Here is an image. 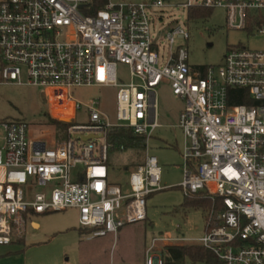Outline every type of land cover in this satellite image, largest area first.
Masks as SVG:
<instances>
[{"label": "built area", "instance_id": "2783aa9c", "mask_svg": "<svg viewBox=\"0 0 264 264\" xmlns=\"http://www.w3.org/2000/svg\"><path fill=\"white\" fill-rule=\"evenodd\" d=\"M89 1L0 0V81L41 88L51 117L67 125L68 135L58 140L56 128L52 135L47 130V139L54 138L49 148L25 120H0V246L20 238L31 216L49 212L76 209L80 226L94 237L147 220V197L166 188L157 158L147 151L127 187L113 183L108 160L115 144L106 134L126 127L149 140L162 125L155 89L165 83L184 102L178 123L170 125L185 137L180 187L185 195L204 192L223 208L215 221L209 217L204 235L189 242L220 264H264V49L231 48L220 65L192 67L188 50L174 46L189 32L180 24L164 36L155 29L162 18L156 10L170 6L165 0H108L87 15L81 7ZM178 5L187 21L192 8H223L233 29L261 21L250 14L264 11V0ZM162 42L169 48L163 63ZM118 63L128 66L129 82H120ZM81 86L117 87V121L100 110L99 100L74 98L72 89ZM239 95L252 103L232 104ZM82 107L88 123H72ZM183 239L169 232L153 238L143 264H164L162 248Z\"/></svg>", "mask_w": 264, "mask_h": 264}, {"label": "rangeland", "instance_id": "374dc122", "mask_svg": "<svg viewBox=\"0 0 264 264\" xmlns=\"http://www.w3.org/2000/svg\"><path fill=\"white\" fill-rule=\"evenodd\" d=\"M120 2H147L152 0H110ZM170 6L158 8L155 20L156 31L164 36L172 27L180 24L189 32L187 41L177 39L175 47L182 45L188 50V63L192 67H208L223 63L224 56L231 48L244 47L251 50L264 49V34L260 33V23L264 21V11L251 13L261 21H253L246 29H233L226 22V10L210 9L207 18L187 21V10L180 3L185 0H165ZM168 45L162 42L161 63L168 54ZM120 82H129V68L123 63L117 65ZM114 86L74 87V98L84 103L100 101V110L116 122V94ZM158 121L162 124L141 154L134 150L113 149L108 161L109 179L113 183L128 186L130 172L137 163L143 162L146 153L157 158L162 172V184L166 187L150 194L147 201V220L122 226L116 235L109 233L94 237L82 231L76 209L33 215L28 219L20 240L10 245L0 246V264H143L147 248L153 238L169 232L173 237H181L177 245L192 244L189 239L202 237L206 231L207 210L185 204V194L180 187L184 178L182 156L185 137L176 125L184 108V102L176 97L168 84H160L155 89ZM50 107L44 99L41 88L17 85L0 81V120H25L33 130L36 139H44L49 148L53 140L47 139L54 130L61 134L58 140L68 138L64 129L56 128L51 122ZM61 111L54 110L57 115ZM74 124L88 123L85 107L77 111ZM56 128V129H55ZM74 138V136H73ZM140 163V164H141ZM36 223L37 226L34 224ZM173 246V245H169ZM165 246V247H169ZM161 254L167 258V248ZM183 264H206L186 258ZM220 264V263H218Z\"/></svg>", "mask_w": 264, "mask_h": 264}, {"label": "trees", "instance_id": "16d2710c", "mask_svg": "<svg viewBox=\"0 0 264 264\" xmlns=\"http://www.w3.org/2000/svg\"><path fill=\"white\" fill-rule=\"evenodd\" d=\"M108 0H90L88 4L81 7L84 14L94 15L96 12L105 7ZM211 13L210 9L207 8H192L189 10L188 18L189 20H198L200 18H207ZM243 89H232V93H244ZM246 93V92H245ZM232 104H249L252 103L250 98H244L242 95L239 97H234L230 100ZM55 127L65 129L67 125L58 120L53 119L51 121ZM61 134H58L60 137ZM107 139L115 144V148L120 150L132 149L137 154H141L146 148V137L143 135L134 134L129 128L126 127H112L108 130ZM110 157V156H109ZM109 161V160H108ZM141 162L137 163L139 165ZM185 204L193 205L195 207L207 210V220L211 216L213 220H216V214L219 210L223 209L217 199H214L210 195L204 192H198L194 194L185 195ZM207 226V223H206ZM84 232H90L89 229H82ZM168 256L164 259V264H183L184 259L189 258L193 262H205L206 264H218L219 261L215 255L204 248L203 246L197 244H184V245H174L167 247Z\"/></svg>", "mask_w": 264, "mask_h": 264}, {"label": "water", "instance_id": "95a60500", "mask_svg": "<svg viewBox=\"0 0 264 264\" xmlns=\"http://www.w3.org/2000/svg\"><path fill=\"white\" fill-rule=\"evenodd\" d=\"M93 137V135H89V136H84L83 137V139L84 140H88V139H90V138H92ZM36 226H37V224L36 223H34Z\"/></svg>", "mask_w": 264, "mask_h": 264}, {"label": "crops", "instance_id": "0c3cea01", "mask_svg": "<svg viewBox=\"0 0 264 264\" xmlns=\"http://www.w3.org/2000/svg\"><path fill=\"white\" fill-rule=\"evenodd\" d=\"M172 125H174V124H172ZM169 127H171V126L169 125ZM171 128H172V127H171ZM17 240H20V238H17V239H15V240H13V242H12L11 244L15 243Z\"/></svg>", "mask_w": 264, "mask_h": 264}]
</instances>
